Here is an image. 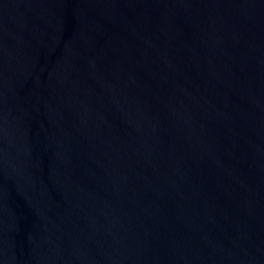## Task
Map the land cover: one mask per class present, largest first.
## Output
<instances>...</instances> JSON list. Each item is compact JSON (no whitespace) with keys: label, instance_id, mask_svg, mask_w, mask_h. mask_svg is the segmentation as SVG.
I'll list each match as a JSON object with an SVG mask.
<instances>
[{"label":"water","instance_id":"95a60500","mask_svg":"<svg viewBox=\"0 0 264 264\" xmlns=\"http://www.w3.org/2000/svg\"><path fill=\"white\" fill-rule=\"evenodd\" d=\"M0 264H264V0H0Z\"/></svg>","mask_w":264,"mask_h":264}]
</instances>
